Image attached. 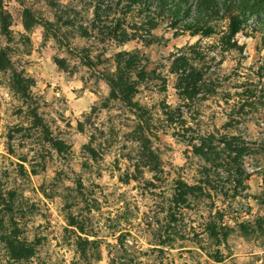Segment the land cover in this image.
<instances>
[{
    "label": "rangeland",
    "instance_id": "1",
    "mask_svg": "<svg viewBox=\"0 0 264 264\" xmlns=\"http://www.w3.org/2000/svg\"><path fill=\"white\" fill-rule=\"evenodd\" d=\"M215 1L0 0V264H264V11Z\"/></svg>",
    "mask_w": 264,
    "mask_h": 264
},
{
    "label": "trees",
    "instance_id": "2",
    "mask_svg": "<svg viewBox=\"0 0 264 264\" xmlns=\"http://www.w3.org/2000/svg\"><path fill=\"white\" fill-rule=\"evenodd\" d=\"M130 6H136L137 4H140L142 0H126ZM159 6L162 7L168 5V0H158ZM189 0H178V2L171 3V5H174L176 8L172 12L175 20L173 23L179 24L182 23V18L180 17L182 15L180 7H183V5H187ZM232 1V0H231ZM226 5H228V2L225 4H219L215 0H198V7L205 9L206 11H218L220 9H226ZM142 6L146 9L148 6L146 4L142 3ZM234 6L238 9V15L232 17L229 21L228 29L230 36H234L240 29V25L242 23L243 19H246V17H261L259 14H262L258 11V9H261L264 11V0H234ZM184 13V11H183ZM186 14V12H185ZM264 14V12H263ZM184 15V14H183ZM186 16V15H185ZM264 16V15H263ZM25 20L23 23V27L25 29L28 28V19L30 18V14L28 12L25 13L24 16ZM67 25V24H66ZM197 21H194L193 23H184L182 25L183 29L185 30H193L198 31L197 28ZM119 28V27H118ZM0 31L1 34L6 38L7 43L12 42L11 32L8 30V24L5 20V18L0 15ZM8 48L0 50V71L6 70L10 66V60L8 58ZM136 67V58L133 55L130 54H123L118 55L116 60V76L115 78H107L106 82L108 87L110 88V95L113 98H119L122 102H129L130 98L133 95V88L131 85H129L128 81L125 79L126 72H130L134 70ZM14 85L16 86H23L25 83L24 79H21L20 76L14 75L13 77ZM194 155L203 159L205 162L208 161L207 154H203L200 150L195 151ZM183 190L179 194V197L181 199H184L186 195H191L194 193V189L192 187L183 186ZM201 193V190H200ZM208 231H210L211 234L214 232V227H208ZM11 252L13 251L10 249ZM28 255H31V253Z\"/></svg>",
    "mask_w": 264,
    "mask_h": 264
}]
</instances>
